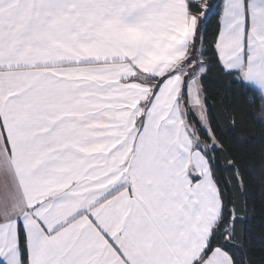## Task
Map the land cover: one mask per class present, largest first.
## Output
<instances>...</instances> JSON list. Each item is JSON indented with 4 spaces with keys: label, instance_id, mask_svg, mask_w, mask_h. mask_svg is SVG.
<instances>
[{
    "label": "snow or ice",
    "instance_id": "snow-or-ice-1",
    "mask_svg": "<svg viewBox=\"0 0 264 264\" xmlns=\"http://www.w3.org/2000/svg\"><path fill=\"white\" fill-rule=\"evenodd\" d=\"M210 72L264 128V0H0V264H255Z\"/></svg>",
    "mask_w": 264,
    "mask_h": 264
},
{
    "label": "trees",
    "instance_id": "trees-1",
    "mask_svg": "<svg viewBox=\"0 0 264 264\" xmlns=\"http://www.w3.org/2000/svg\"><path fill=\"white\" fill-rule=\"evenodd\" d=\"M215 19L209 21L207 26V32L205 33L204 47L210 48L212 40L215 36ZM210 54V53H208ZM205 87L207 90V98L210 104H214L212 108L214 114H222L225 109L231 111L237 109L239 112L245 115V129L252 133L256 139L255 141L236 146V154L243 155L245 157L255 153L253 157L255 161L256 172L247 181V187L249 191V211L251 216L255 219L249 225V234L251 239V252L250 255L255 257V264H264L261 257H264V198L261 196V186L259 179V165L261 163L259 159V153L264 148V143L261 142V137H264V128L256 125L251 119V115L258 109L250 108L247 103V97H241L237 94L235 85L230 86L229 82L218 76L215 72H210L205 78ZM251 161H246L247 165H251ZM227 172L220 168L218 176L225 177Z\"/></svg>",
    "mask_w": 264,
    "mask_h": 264
}]
</instances>
